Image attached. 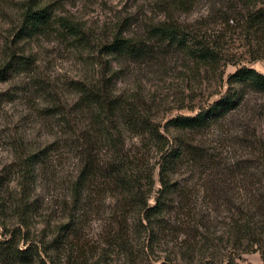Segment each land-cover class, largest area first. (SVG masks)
Segmentation results:
<instances>
[{
    "label": "trees",
    "instance_id": "trees-1",
    "mask_svg": "<svg viewBox=\"0 0 264 264\" xmlns=\"http://www.w3.org/2000/svg\"><path fill=\"white\" fill-rule=\"evenodd\" d=\"M223 1L226 9L218 17L227 27L219 46H211L176 23L158 24L152 30L186 47L206 64L221 59L234 63L264 59V0ZM51 19L48 5L29 2L22 14L20 33L46 32ZM67 23L66 27L79 34L77 25ZM238 39L246 50L231 52ZM101 50L143 55L145 47L139 40L116 34ZM22 59L17 61L11 56L1 64L0 80L17 63H24ZM242 62L228 76V87L218 98L194 114L179 113L164 122L145 116L133 102L115 94L103 79L80 82V98L66 111L61 135L49 148V152L64 150L72 159V169L60 220L47 249L59 256L62 251L68 257L75 253L74 262L78 263L76 256L85 257L92 251L85 231L95 219L93 215L96 219L98 215L106 228L100 234L102 240L131 258L160 250L159 264H253L245 255L258 252L264 264V135L258 131L252 134L253 143L247 152L250 157L237 163L221 151H213L217 146L209 147V139L204 137L240 106L243 93L238 84L248 82L264 90V72ZM49 152L34 151L20 163V192L8 207L16 211L32 207L38 164L49 162ZM189 172L192 176L199 172L208 188L207 201L229 207L228 220H222L220 230L219 214L215 217L211 210L201 209L197 189L188 190L182 185L180 175ZM156 173L160 182L157 189ZM107 195H113L112 205H106ZM152 196L154 202H150ZM3 233L2 264H30L36 260L39 252L34 248L38 246L29 242L28 236L21 238V227L7 228ZM139 243L143 250L136 249ZM50 256L51 263L58 264Z\"/></svg>",
    "mask_w": 264,
    "mask_h": 264
},
{
    "label": "rangeland",
    "instance_id": "rangeland-1",
    "mask_svg": "<svg viewBox=\"0 0 264 264\" xmlns=\"http://www.w3.org/2000/svg\"><path fill=\"white\" fill-rule=\"evenodd\" d=\"M48 5L52 12L49 29L35 35L20 33L22 14L28 3ZM223 0H0V65L12 57L20 58L5 79L0 80V239L7 228L21 227V238L38 247L39 255L30 264H159L160 250L150 255L131 258L118 253L102 240L104 221L93 215L85 233L92 251L85 257L75 253L68 257L49 248L60 209L65 199L66 185L72 169V159L62 149L49 152L51 142L61 135L64 115L80 98V82L103 79L113 92L133 102L145 116L158 122L179 113L194 114L223 94L228 76L242 62L221 59L206 64L192 56L186 47L158 36L152 28L162 23H176L196 34L211 46H219L226 34L219 15L226 9ZM218 12V13H216ZM77 25L79 34L65 24ZM116 34L129 36L144 45L143 55L128 51L105 53L101 50ZM241 39L231 52L246 50ZM229 58V57H228ZM236 59L235 57H233ZM264 72V59L244 61ZM243 93L240 106L231 111L219 126L204 137L213 151L237 163L248 159L254 132L264 135V90L248 82L238 84ZM58 111L57 115L51 112ZM252 138V139H251ZM135 139L130 140V143ZM212 150V149H211ZM49 152V162L39 163L38 178L31 192L32 207L13 210L8 207L20 192V163L34 152ZM196 168L202 170L201 165ZM156 187L160 186L156 173ZM188 190L197 189L199 207L228 220L229 207L207 201L208 188L199 172L180 175ZM199 189V190H198ZM112 205V196L105 197ZM2 202V203H1ZM154 202V197L150 198ZM97 204V200L94 202ZM7 206V207H6ZM108 210V208H107ZM20 212V213H18ZM22 212V214H21ZM100 216V215H99ZM23 248L26 245L22 242ZM137 250H143L139 243ZM47 250V251H46ZM57 255L59 257H57ZM145 256V257H144ZM253 264H263L258 252L245 255ZM70 259V260H68ZM144 259V260H143ZM2 264V261H0Z\"/></svg>",
    "mask_w": 264,
    "mask_h": 264
}]
</instances>
